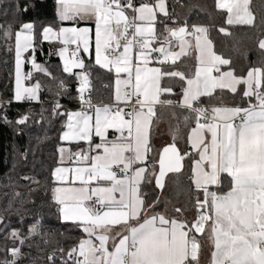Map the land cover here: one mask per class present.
<instances>
[{
  "label": "snow or ice",
  "instance_id": "snow-or-ice-1",
  "mask_svg": "<svg viewBox=\"0 0 264 264\" xmlns=\"http://www.w3.org/2000/svg\"><path fill=\"white\" fill-rule=\"evenodd\" d=\"M55 2L59 20L74 26L55 31L44 27L42 37L63 45L59 50L63 71L79 81L75 99L80 107L60 111L57 101L52 115L67 118L62 142H77L79 147L83 141L87 148L57 149L60 159L51 171V199L61 222L71 223L84 236L66 252L59 247L50 253L49 264L57 260L60 264H201V239L211 249L209 264H264V66L238 75L231 60L213 50L209 28L189 26L187 21L179 24L167 11L166 0ZM214 3L226 13L228 25L255 26L251 0ZM157 13L165 19L158 20ZM168 21L176 27H169ZM157 23L164 25L163 33H157ZM90 24L95 26V65L115 73L116 88L108 104L93 103L89 66L79 55L81 49L89 52ZM219 31L231 35L224 27ZM186 35L194 37V46ZM13 36L14 46L8 51L14 54V99L38 100L41 84L26 86L25 81L32 79V70L50 77L51 73L25 56L29 50L35 52L33 25L24 23L15 31L11 24L0 25V38L7 43ZM174 41L179 51L174 50ZM69 45L75 49L66 58ZM193 47L194 72H182L177 62L189 56ZM258 48L264 54V35ZM28 62L32 70L25 73L22 68ZM152 62L156 66H150ZM177 80L180 93L174 92ZM58 88L61 94L67 92L63 80ZM226 93L239 97L240 103H226ZM168 94L181 98L169 99ZM157 105L185 110L173 112L177 124L170 128L172 143L162 150H154L151 143ZM3 119L7 122L6 116ZM28 119L25 115L16 123L23 125ZM181 125L189 130L186 137H178ZM182 173L189 181L191 220L185 217L186 207L173 205L177 215H167L171 204L167 197L165 211H158L169 175ZM22 179L38 183L33 177ZM145 189L159 192L149 199L151 191ZM9 228L0 217V235L6 242L0 251L7 253L0 264H17L26 242L47 235L41 231L39 217L26 234Z\"/></svg>",
  "mask_w": 264,
  "mask_h": 264
},
{
  "label": "trees",
  "instance_id": "trees-1",
  "mask_svg": "<svg viewBox=\"0 0 264 264\" xmlns=\"http://www.w3.org/2000/svg\"><path fill=\"white\" fill-rule=\"evenodd\" d=\"M168 12L175 20L183 25L185 21L189 26L200 25L209 28V36L214 45V51L224 58L231 60V67L237 74H244L251 67L264 66V54L258 48V40L264 35V0H252L251 7L256 17L255 26H228L225 22V13L215 8L214 0H166ZM137 4L140 0H136ZM25 9H27L25 11ZM165 18L159 17L163 21ZM33 25V44L35 52L30 50L25 56H33L36 63L47 68L51 73L45 76L43 73L33 71V77L27 81L28 85L39 82L42 91L38 93V100L34 103L12 102L10 93L13 84V52L8 51L9 46L14 45L13 39L5 42L0 38V217L4 224L10 225L8 231L20 229L27 233L28 227L39 217L42 223V233L48 243L40 236H36L26 242L22 251L24 255L17 264H49L47 254L62 247L65 252L77 244L83 237V233L71 223H62L58 206L51 199L52 177L51 171L59 164L58 147L62 145L60 135L66 122V117H54L52 115L53 103L59 98L65 104L60 111L71 110L77 97L76 87L78 81L75 75L63 71L62 65L54 54V46L42 41L44 27H58L60 21L57 16L55 0H0V25L7 27L12 25L13 31L19 30L22 24ZM168 24H173L168 21ZM158 27L163 24L157 23ZM220 27L227 29L231 35H225L219 31ZM31 53V54H30ZM243 63L241 67L238 64ZM180 62L177 67L180 68ZM91 75L92 99L107 100L111 94L112 75L104 69L89 66ZM89 67L86 69L88 70ZM25 71H29L28 63H25ZM55 77L56 79H53ZM63 80L66 93L58 88V83ZM174 92L180 93L178 86L181 82H173ZM107 85L102 88L101 85ZM166 98L178 100L179 95H167ZM27 115L29 119L23 125L16 121ZM7 122H4V117ZM183 149L185 145L180 142ZM187 173V167L184 170ZM33 177L38 183L22 179ZM189 181L185 174L169 175L168 187L161 197L158 211H165L164 197L171 200L167 205V214L177 215L173 211V205L186 207L185 217L192 219L194 214L192 205L187 203L186 189ZM151 191L150 189H145ZM159 190L151 191L149 199L154 198ZM19 193V196H15ZM17 210L20 214L17 215ZM21 220L23 223H21ZM3 235H0V248L5 245ZM30 245V246H29ZM11 248V240L7 241ZM56 251V256L61 254ZM6 252L0 251V259H4ZM56 264H60L57 260Z\"/></svg>",
  "mask_w": 264,
  "mask_h": 264
},
{
  "label": "crops",
  "instance_id": "crops-1",
  "mask_svg": "<svg viewBox=\"0 0 264 264\" xmlns=\"http://www.w3.org/2000/svg\"><path fill=\"white\" fill-rule=\"evenodd\" d=\"M252 1V0H251ZM166 6H167V1H166ZM167 11H168V7H167ZM158 15V18L159 17H162V18H165L162 14H159L157 13ZM225 16H226V13H225ZM59 19V18H58ZM60 21V20H59ZM226 22V20H225ZM227 24V23H226ZM228 25V24H227ZM70 27V26H74L72 24L71 21H60V25L58 27H53L54 31L55 30H58L59 27ZM83 26V25H82ZM91 27V32H90V48H89V52L88 53H84L83 50L81 49L80 51V56L81 58L85 61L86 65L88 66H94V67H98L100 68L99 66H96L95 65V45H94V39H95V36H94V32H95V26L94 24H90L89 25ZM169 27L171 28H175L176 25H172V24H168ZM230 26V25H228ZM237 26H240V25H237ZM244 26H247V25H244ZM156 27V30H157V33H163L164 32V26L163 27H158L157 25H155ZM43 32V31H42ZM166 34V33H165ZM186 40H189L191 41L192 45L194 46V43H195V40H194V37L192 36H188L186 35L184 37ZM42 41L45 42V43H48V44H52V46L56 45L54 47V54L55 56L58 58V60L60 61L61 65H62V68H63V60L61 59L60 55H59V50L61 47H63V45H60L58 41H44L43 40V37H42ZM178 44V41H174L173 43V48L175 51H179V47L176 46ZM14 46V45H13ZM75 45H69V51L66 55V58H70L71 57V53H70V49L71 47H73ZM157 46H160V45H157ZM122 51V49H120ZM213 50H214V45H213ZM30 51V50H29ZM190 51V55L189 56H186V57H182L180 61H178L177 63H181L180 64V68L179 70L182 71V72H194V69H195V64H196V61H195V51H194V47L193 48H190L189 49ZM27 53H25L26 55ZM153 55H158L156 53H153ZM29 59V58H28ZM30 59H34L33 56L30 57ZM30 60V61H31ZM171 62H169L170 64ZM243 63H240L238 64L239 67L242 66ZM28 65H29V71H30V68H31V64L28 62ZM150 66H156L155 65V62H152L150 63ZM32 69V68H31ZM102 69V68H100ZM22 70L27 73L25 71V64L22 68ZM106 70V69H104ZM250 70V69H249ZM35 71V70H33ZM81 70L80 69H73V72L74 73H77V72H80ZM86 71H91L90 70V67L88 70ZM107 71V70H106ZM91 73V72H90ZM247 72H245L244 74H238V75H246ZM68 74V73H67ZM92 75V73H91ZM91 75H90V80H91ZM112 75V80H111V94L109 96V98L107 100H102L100 98L94 100L92 99L95 103H97L98 105L99 104H108L112 101V98L114 96V92H115V88H116V85H115V73L113 71V73H111ZM121 77L123 78L124 77V74H120ZM76 77V76H75ZM78 81V80H77ZM25 84L26 86H28L27 84V81H25ZM33 85V84H32ZM79 87V81H78V85L76 87V89ZM14 90H15V70H14V57H13V84H12V88H11V91L10 93L7 92L5 94H7L6 96L10 97L11 95V100L12 102H21V101H16L14 99ZM168 95H171V94H168ZM77 96H78V93H77ZM181 97L179 96L178 100L180 99ZM2 98L0 96V102H2ZM33 101H37V100H33ZM76 102H78V99H76ZM225 102L226 103H240V99L239 97H236L235 99L231 96V94H225ZM75 110H79V107H75L74 109H71L70 111H75ZM156 111H157V115H158V119L156 120V122L154 123L153 127H152V132H151V135H152V140H151V143L153 145V148L154 150H162L163 146H166L170 143H172V140H171V136H170V128L172 127H175V125L177 124V119L173 116V112L179 114L181 113L182 111H185L183 109H180L178 107H170V106H167V105H157L156 107ZM67 120V118H66ZM63 131H67L66 128H64ZM62 131V132H63ZM188 129L184 128L182 125H181V131L180 133L178 134V137L179 136H185L187 135L188 133ZM62 134V133H61ZM111 134H112V130H109V137H111ZM165 136V137H164ZM95 142H99V138L98 137H93ZM61 141V140H60ZM165 144H164V143ZM62 145L61 146H64L66 148H69L70 150L72 151H78L80 150V148H87V144L83 141H80L79 142V147L77 146V142H69V141H65V142H62ZM179 145V147H182V145L180 143H177ZM153 155L156 156L157 153L154 151L153 152ZM60 159V158H59ZM58 159V160H59ZM167 214V213H166ZM168 215V214H167ZM84 236V234H83ZM201 243L203 245L202 247V251H201V264H209V261H210V252H211V249L210 247L208 246L207 244V241L206 240H203L201 239Z\"/></svg>",
  "mask_w": 264,
  "mask_h": 264
},
{
  "label": "built area",
  "instance_id": "built-area-1",
  "mask_svg": "<svg viewBox=\"0 0 264 264\" xmlns=\"http://www.w3.org/2000/svg\"><path fill=\"white\" fill-rule=\"evenodd\" d=\"M74 49H75V46L71 47V49H70V53H71ZM79 55H80V53H79ZM80 58H81V56H80ZM81 59H82V58H81ZM101 87H102V88H106V86L103 85V84L101 85ZM60 90H61V89H60ZM40 91H42V89H41ZM62 98H63V97H59V98L53 103V105H54L57 101H59V103H60L61 105H64L65 103H64L63 101H65V97H64V100H61ZM22 102H24V103H34V102H36V101H28V100H24V101H22ZM93 103L96 104V105H98V104L95 103L94 101H93ZM75 105L78 106V107H80V105H79V101L76 102ZM129 107H131V105H129ZM85 149H86V148H85ZM50 253H51V252H49V253L47 254V256H48ZM8 258L11 259L10 256H8Z\"/></svg>",
  "mask_w": 264,
  "mask_h": 264
},
{
  "label": "rangeland",
  "instance_id": "rangeland-1",
  "mask_svg": "<svg viewBox=\"0 0 264 264\" xmlns=\"http://www.w3.org/2000/svg\"><path fill=\"white\" fill-rule=\"evenodd\" d=\"M31 59H30V57H29V61H30ZM30 63V62H29ZM31 64V63H30ZM30 70H32L31 68H30ZM33 71V70H32ZM28 86H31V85H28ZM165 137V136H164ZM164 143V142H163ZM165 144V143H164ZM58 253H60V252H58ZM61 254V253H60Z\"/></svg>",
  "mask_w": 264,
  "mask_h": 264
}]
</instances>
